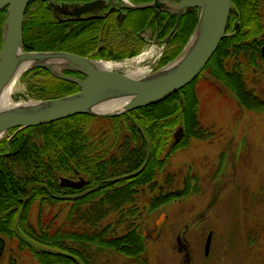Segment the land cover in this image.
<instances>
[{
  "label": "trees",
  "instance_id": "16d2710c",
  "mask_svg": "<svg viewBox=\"0 0 264 264\" xmlns=\"http://www.w3.org/2000/svg\"><path fill=\"white\" fill-rule=\"evenodd\" d=\"M264 11V0H232V12L228 23L227 34L221 41L218 49L209 60L203 71L190 84L172 94L166 100L131 110L129 113L117 117H98L88 114H77L52 123L28 127L19 131L7 145L3 143V150L10 155L12 164L0 157V187L15 198L24 184L21 181H29L26 184L28 194L34 189V198L44 196V203L55 205V200L50 192L55 193L60 186L57 180L59 175H67L69 172L88 171L87 161H92V171L103 172L107 178V187L110 195L107 208L93 209L91 211L67 210L63 216V222L57 223L62 216L61 211L54 207L38 208L35 216L32 215L33 208L25 207L21 210L22 220L28 221L36 217L38 223H22V230L29 236L45 237L44 243L54 246L55 244H69L67 239L72 235L87 237L92 242L93 263L96 264V253L103 249L115 250L125 257H137L141 263L143 253L146 251L145 238L142 234L143 213L140 209L126 208L128 199L134 198L136 192L146 183L153 181L151 174L156 175L154 166L159 168L166 163L176 150L189 143V139L209 140L214 137L213 127H207L200 119L199 105L200 98L197 85L200 81H219L230 93L235 90H243L244 82V59L243 55L251 59L255 65L259 54V45L253 37L260 35L262 31L261 14ZM189 19L186 25V35L179 49L158 68L173 60L184 48L190 35L193 33L199 19L200 9L185 13ZM23 25V46L26 51H68L70 52V37L66 27L60 31L53 32V35L44 38H35L31 31L38 26L37 18L27 15ZM235 22L239 27L235 28ZM30 45V46H29ZM251 54V56H250ZM68 72V71H67ZM28 73V72H27ZM66 73V72H65ZM243 83V84H242ZM236 86V88L234 87ZM78 85L57 78L45 76L44 80L35 83L32 91L38 93L40 99H50L77 92ZM254 93V89L251 90ZM255 95V94H254ZM242 99V98H241ZM260 98L254 97L253 102L246 99L244 107L250 110L264 111V104L256 103ZM99 120L112 122L111 126L101 127L94 133L88 131L87 122ZM104 124V123H103ZM177 126L184 127V137L180 142H173V133ZM144 131V136L139 129ZM148 139L152 140L153 150L147 154L146 151L130 152L132 145L118 142L123 139ZM100 140L102 143L88 144L87 140ZM168 143H172L171 150L166 151ZM1 146V145H0ZM138 148L146 147L145 144H137ZM93 148V152L90 151ZM162 152L166 155L163 157ZM145 163V168L139 170ZM164 158L161 160V158ZM161 165V166H160ZM158 168V169H159ZM25 174L17 177L15 172ZM124 179H114L126 173ZM94 180H100L93 174ZM156 189H159L160 181L155 176ZM130 185H125L127 181ZM37 182L32 184V182ZM165 181L174 182V175L167 174ZM134 184V185H133ZM124 185L122 192H116L117 188ZM128 187L139 188L137 191L129 192ZM113 192V194H112ZM172 196H174L172 194ZM168 200L164 202L166 204ZM6 201L0 202V229L5 231L3 219H15L19 213L15 206V199L11 206L5 208ZM57 203V202H56ZM159 202L149 209L156 211ZM12 209V210H11ZM113 217L114 221L106 223V219ZM107 224V225H106Z\"/></svg>",
  "mask_w": 264,
  "mask_h": 264
},
{
  "label": "flooded vegetation",
  "instance_id": "af4514ba",
  "mask_svg": "<svg viewBox=\"0 0 264 264\" xmlns=\"http://www.w3.org/2000/svg\"><path fill=\"white\" fill-rule=\"evenodd\" d=\"M154 1L155 0H31L26 11L25 21L29 18L27 15L32 18H37L38 26H36V28L34 26L31 34L33 37L39 39L44 38V36L53 35V32L60 31L66 27L68 34H71L69 45L71 53L85 56L90 59H102L107 61L132 60L141 56L149 65L154 64L153 69H157L163 61L172 56L182 45L184 36L186 35V25L189 16L188 14H183L180 18L178 29L174 30L178 22V14L171 12V10L168 9L164 10L152 6L151 4L154 3ZM92 2H96L95 7L87 11H81L79 12L80 14L77 13V10L66 9L67 5L82 6ZM134 5L148 6L144 8H132L131 6ZM5 18L6 9L0 10V50L3 44V27ZM263 18L264 11L261 14V23L263 26L262 31L260 35L253 37L254 41L259 45L260 56L257 58L255 65L252 64L251 59L247 58L248 64L252 65L254 68H259V65L264 62ZM235 23V28L237 29L239 23ZM227 35L230 36V33ZM245 63H247V61ZM243 70L245 82V84L242 83L243 90H235L234 93H229L227 91V93L231 97V101H234L233 103L237 106H241L248 111H255L244 107L243 103L245 100L248 99L252 103L253 98L256 96L260 99L255 102L264 104V99L260 97L256 91H254V93L251 91L255 87L248 82L244 67ZM64 72L70 76H75L81 79L85 78V75L80 72L72 70H65ZM32 74L33 76L27 82V94L19 95L20 98L35 97L40 99L38 93L32 91V86L35 83L42 82L45 76H54L47 69L35 68L28 71L25 77L27 78ZM215 84L219 86L221 89L219 90L222 93V91H224L221 88L222 84L217 80L215 81ZM234 87L236 88L235 85ZM257 112L264 113V111L261 110H258ZM139 130L143 135L144 131L141 128ZM19 131L21 130H18L17 128L7 131L6 133L8 135L0 140V150H3L4 141H7V145L9 146L11 139ZM87 142L89 145L92 143H102L100 140L93 139L87 140ZM118 142L132 145L131 149H129L132 153L142 150V153L143 151H146L148 154L153 150L151 147L153 141L146 138L138 140L123 139ZM137 144H145L146 147L141 146L142 148H138L139 146H135ZM171 147L172 143H168L165 148L166 151L171 150ZM90 151L93 152V148H90ZM10 153V147L8 152L0 151V157L4 158L6 162L9 163V166H11V159L14 157V155H10ZM162 154L164 157L165 153L162 152ZM163 157L161 160L164 159ZM148 160L149 156L145 159V162H143L144 164L140 166L139 170H143L146 167L145 163ZM164 165H162V169L164 168ZM87 166L88 171L82 172L73 170L67 175L58 176L56 183H58L60 187L56 189L55 193L50 192L53 196V200L57 202H55V205H50L48 203L45 204L44 196L33 199L34 189L32 190V193L28 194V189L26 187V184L29 181L20 182L21 184H24V187L18 191L15 198L0 187V202L3 200L6 201L5 208L11 206V201L13 199H15V203H20V205L14 207L20 210L16 218L3 219L5 231L1 233L0 229V261L2 264H94L92 242L87 237L72 235L67 238L70 240L69 244L60 245L58 243L51 246L44 243L45 237L43 234L35 237L29 236L23 232L24 229L22 230V223H38L36 217H32L28 221L22 220L21 218V210L25 209L26 206L33 208V210L38 209L41 206L43 207L44 205L47 206L46 208L54 207L61 211L62 214V216L56 220L57 223L63 222V216L67 210L91 211L98 208H107L110 192L107 187L108 182L106 175L103 172L92 171L91 159H88ZM158 168L159 166H154L155 170ZM23 174L25 173L22 171L15 172L17 177ZM93 174L100 177V180H94L92 177ZM129 174H131V172L114 179H124V176ZM157 174L158 172L156 171V175ZM0 175H3V172H0ZM156 175H150L153 177V181L146 183L142 187V190L135 187L127 188L129 192L139 190L136 192L134 198L127 200L126 208L139 209L141 203L140 195L143 191L149 193L147 200L148 209L155 206L158 201L160 204L158 210L163 211L165 206L173 200H176L178 196L187 195L188 190L191 187L189 178L192 177V174L189 178H184L182 182L183 187L178 190H172V181H163L159 184V189L157 190L155 186ZM63 178L76 183L70 186L64 185L62 183ZM131 181L132 180L130 179L125 185H130ZM35 183L37 182H32V184ZM124 189L125 187L122 185L117 188L116 192H122ZM172 194L175 196L174 198ZM166 200H168V203L164 204ZM0 207L4 206L0 205ZM164 220L165 219H161L159 223L158 221H155V227L149 231L147 229L142 230L146 246L148 238L152 241H157V239H159L163 232ZM188 229L189 226L186 225L185 229L177 236V250L182 256H184V260L187 258V261L189 260L188 262H190L191 260L192 264V250L188 239L184 236ZM163 253L164 251H145L142 256L144 263H141L137 257H125L123 254L115 250L103 249L96 253V264H116L117 259L114 256L117 255L129 259L130 261L128 264H151V261H149V256L151 254L162 255ZM204 254L206 256L209 255L206 254V250L204 251ZM184 260L182 263H184ZM158 264L162 263L159 261Z\"/></svg>",
  "mask_w": 264,
  "mask_h": 264
},
{
  "label": "rangeland",
  "instance_id": "374dc122",
  "mask_svg": "<svg viewBox=\"0 0 264 264\" xmlns=\"http://www.w3.org/2000/svg\"><path fill=\"white\" fill-rule=\"evenodd\" d=\"M239 58L245 60L243 55ZM124 62L133 63L135 70L143 67L145 72L154 71V64L149 65L141 56ZM245 62L242 64L248 82L264 99V62L259 68L248 64L247 58ZM25 75L20 76L12 93L14 101L37 99L19 97L27 94V82L33 76L26 78ZM196 87L200 119L207 127H213L214 137L204 141L189 139L186 146L169 157L164 170L157 169L160 183L165 182L167 174L174 175L173 191L182 188L184 178L192 174L187 195L178 196L163 211L150 212L147 206L149 193L142 191L139 208L143 213L142 230L153 229L155 221L161 220L162 212L165 214L159 239L148 238L146 246L147 252L164 253L151 254L149 261L151 264L159 261L162 264H191V260H184L178 252L176 241L188 225L184 236L190 243L192 264H264V113L237 106L227 90L222 86V94L214 81H200ZM101 122H87L88 131H99L100 124L101 127L112 125L109 121ZM174 133L172 143L176 142ZM7 135L5 132L0 140ZM37 210H33V216ZM112 221L111 216L105 222ZM210 232H213L212 245L206 256L205 241ZM114 257L116 264L130 261L119 255Z\"/></svg>",
  "mask_w": 264,
  "mask_h": 264
},
{
  "label": "water",
  "instance_id": "95a60500",
  "mask_svg": "<svg viewBox=\"0 0 264 264\" xmlns=\"http://www.w3.org/2000/svg\"><path fill=\"white\" fill-rule=\"evenodd\" d=\"M30 1L0 0V10L7 8L0 50V95L15 76L20 59L31 63L20 76L31 69L44 68L57 78L77 84L79 89L75 93L60 97L24 100L33 101L34 104L29 108L0 110V137L14 128L22 130L77 114L117 117L166 100L193 82L203 71L226 36L232 11V0H155L152 6L178 14L174 30L178 29L181 16L194 8L200 9L199 19L186 45L173 60L154 71L137 74L127 70L120 71L123 68L119 67L107 69L97 66L100 62L124 61L90 59L65 51H26L22 41V29ZM95 5L96 2L82 6L67 5L66 9H74L79 13L90 10ZM146 6L148 5L131 7ZM65 70L80 72L85 78L67 75ZM115 101L123 103L117 108L102 110L103 105ZM183 136L184 128L180 127L174 133L175 141H180ZM62 183L70 186L76 182L63 178ZM164 217L162 213L160 219ZM212 237L213 232H210L206 241V254L210 252Z\"/></svg>",
  "mask_w": 264,
  "mask_h": 264
},
{
  "label": "bare ground",
  "instance_id": "6f19581e",
  "mask_svg": "<svg viewBox=\"0 0 264 264\" xmlns=\"http://www.w3.org/2000/svg\"><path fill=\"white\" fill-rule=\"evenodd\" d=\"M27 8H28V6H27ZM27 8H26V11H27ZM5 9H6V13H7V8H5ZM26 11H25V16H26ZM24 21H25V17H24ZM23 25H24V23H23ZM30 64H31L30 62L25 63L24 60L20 59L18 70H17L15 76L13 77V79L10 82H8L5 89L3 90V92L0 95V110H19L22 108H29L34 104L33 101H31V102H24V100L23 101H14V99L12 97V93L14 92L15 88L17 87V82L20 78L21 73ZM133 65H134L133 63L131 64L128 62H119V63L100 62V63H97V66L100 68L110 69L113 67H119V68H123L127 71H130L132 73H137V74H140L144 71L143 67H138V69L135 70L133 68ZM37 103H35V104H37ZM122 103L123 102H121V101H115V102L107 103V104L102 106V110L117 108L118 106L122 105ZM32 127H35V126H32ZM26 128H28V127H26Z\"/></svg>",
  "mask_w": 264,
  "mask_h": 264
}]
</instances>
